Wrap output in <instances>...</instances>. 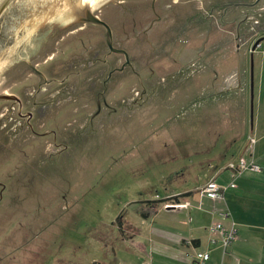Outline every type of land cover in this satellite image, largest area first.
Here are the masks:
<instances>
[{
    "label": "rangeland",
    "instance_id": "374dc122",
    "mask_svg": "<svg viewBox=\"0 0 264 264\" xmlns=\"http://www.w3.org/2000/svg\"><path fill=\"white\" fill-rule=\"evenodd\" d=\"M115 1L121 0L109 1L96 10L89 4L99 17L112 23L114 42L123 41L121 35L125 34L126 47L131 52L138 41L146 38L143 60L154 70L151 76L159 78L171 70V61L158 54L163 56L169 52L162 49L163 43L172 37L169 32L174 29L178 16L184 15L175 8L178 4L171 13L157 10L170 29L165 35L156 38L153 34L162 23L155 24L150 34L143 38L140 31L153 19L146 8L150 0H123L122 5L134 12L133 17L124 14L113 4ZM218 1L194 0V3L199 9V2H204L203 8H206ZM238 1L245 3L247 0ZM74 3L77 6L87 4L84 0ZM263 8L264 0L257 10ZM141 9L146 13L135 12ZM246 11H238L242 19ZM62 14L57 12L53 16L61 17ZM17 15L14 6L2 14L7 18L0 24L4 32L0 37V95L14 92L19 82L27 84L30 73L27 63L40 64V69L45 71L49 58L57 57L61 51L71 53L74 48L77 53L80 51L74 37L75 28L80 25L66 29L65 32L73 33H62L58 43L43 46L38 23L19 30L14 26ZM132 19L140 24L135 31ZM248 26L255 28L254 37H264V14L251 19L245 27ZM243 29L244 26L240 31H245ZM83 31L87 33L82 36L84 43L102 46L100 55L105 53L102 32L86 27ZM90 31L101 35L98 42L93 39L88 43ZM28 32L32 34L27 37ZM201 38L199 36L200 44ZM262 43V49L258 47L252 56V99L249 48L244 45L236 51L235 45L232 48L230 44L226 48L230 53L225 54L223 49L219 53V58H223L224 53L225 64L218 70L219 75L225 74L232 80L221 82L219 88L208 86L209 77L204 81L195 80L187 92L183 88L173 96L169 91L166 101L150 104L147 109L137 110L120 121L116 120V115L113 121L105 123L103 120L101 125L95 122L97 128L91 133L76 131L72 135L73 144H67L65 152L45 158V177L40 175L27 184L19 183L15 205L7 211L2 208L0 264H143V243L146 242L142 239L143 232L138 235L137 231L159 221L145 204H159L169 194L180 196L184 191H191L194 197L198 194L194 188L205 182L212 171L208 164L236 162L243 155L242 151H246V136L255 111L258 54L264 50V40ZM192 45L198 44L191 42L187 46ZM132 53L136 58L137 53ZM149 76L146 72L147 80ZM130 79L128 89L120 91L124 96L136 86ZM85 89L82 88L81 94ZM28 152H33L35 159L41 154L35 147ZM144 214H148L146 224Z\"/></svg>",
    "mask_w": 264,
    "mask_h": 264
},
{
    "label": "flooded vegetation",
    "instance_id": "af4514ba",
    "mask_svg": "<svg viewBox=\"0 0 264 264\" xmlns=\"http://www.w3.org/2000/svg\"><path fill=\"white\" fill-rule=\"evenodd\" d=\"M74 1L23 0L15 1L8 6H14L19 13L14 20V26L19 30L38 23L36 24L38 31H41L40 44L43 46L58 43L62 33H73L65 32L66 29L80 25L74 31L80 51L77 53V48L73 51L66 48L72 52L61 51L57 57L49 58L50 62L45 71L40 69V64L27 63L26 67L30 72L27 84L20 85V82L15 84L14 92L3 94L11 98L0 99V215L2 208L7 211L15 205L19 183L27 184L40 175L41 178L45 177L47 164L45 158L65 152L68 146L73 144L72 135L76 131L91 133L97 128L95 122L101 125L103 120L105 123L115 120L116 115V120L120 121L137 110L147 109L150 104L166 101L167 94L171 92L173 96L183 88L187 92L195 80L204 81L209 77L208 86L211 84L219 88L221 82L232 80L225 74L219 75L218 69L225 64L224 53L223 58H219L221 49L226 53V47L230 44L232 48L233 44L235 45L236 51L246 45L252 54L251 46L258 38L263 37H254V27H245L251 19H257L264 14V8L257 10L262 0L253 8L237 5L252 4L255 0H247L245 3L238 0H220L215 4L206 5V8H203L204 2H199L201 5L199 9L195 7L194 0H169L168 3L150 0L146 8L153 19L140 31L143 38L150 34L155 24L163 23L164 17L159 15L157 10L161 13H171L178 4L175 8L184 14L179 15V19L174 15L177 23L172 32H169L172 37L163 43L162 49L171 53H164L163 56L158 54V57L170 60L172 68L159 78H154L151 76L154 70L143 60L146 38L142 42L138 41L130 52L126 47L125 34L121 35L124 42L115 43L112 23L99 17L89 4L81 3L82 5L77 6ZM113 4L118 5L127 16H134L132 10L122 5L123 0L115 1ZM8 7L0 14V24L3 18H7L2 14ZM241 9L247 10L243 19L242 14L238 13ZM57 12L63 13L62 16L54 17L53 14ZM65 12L67 13L64 14ZM135 12L142 15L146 13L144 9ZM88 13L109 27L112 48L123 51L124 54L108 49L104 27L84 22ZM50 19L53 20L49 21ZM242 25L245 31L241 32ZM164 26L163 23L162 27L154 31L156 38L170 30L168 25ZM84 27L102 32L105 53L100 55L102 46L99 48L96 44L87 46L84 43L82 36L87 34L85 31L81 32ZM136 27L140 28V24L133 20V31ZM1 28L0 25V37L4 34ZM31 34L32 32H28L27 37ZM100 36L96 31L93 33L90 31L88 43L91 44L93 39L99 40ZM199 36L203 38L201 44ZM191 42L198 45L187 46ZM132 52L137 53L136 58ZM146 72L150 75L148 80ZM129 79L136 86L131 87L129 94L124 96L120 91L128 89ZM84 87L85 93L81 94ZM50 138L52 142H49ZM34 147L37 151L41 150L40 156L36 159L33 152H28Z\"/></svg>",
    "mask_w": 264,
    "mask_h": 264
},
{
    "label": "crops",
    "instance_id": "0c3cea01",
    "mask_svg": "<svg viewBox=\"0 0 264 264\" xmlns=\"http://www.w3.org/2000/svg\"><path fill=\"white\" fill-rule=\"evenodd\" d=\"M261 43L260 49L263 47ZM226 53L230 52L227 50ZM258 63L253 123L246 136L245 149L248 150L242 151L241 157L251 160L260 170H246L237 175L230 168L237 161L220 162L217 166L208 164L212 171L205 182L194 188L198 192L194 197L191 191H184L180 196L169 194L159 204H145L155 212L159 221L137 231L138 235L143 232L142 239L146 242L143 243V264H188V255L201 251L209 253L206 264H264V50L258 54ZM249 136L255 139L250 150ZM209 180L221 186L235 185L224 191V202L237 230L236 239L224 254L219 247L208 242L207 228L216 220L213 209L220 205L200 196V190ZM176 196L178 200H175ZM165 204L185 206L164 208ZM143 217L146 224L148 214Z\"/></svg>",
    "mask_w": 264,
    "mask_h": 264
},
{
    "label": "built area",
    "instance_id": "2783aa9c",
    "mask_svg": "<svg viewBox=\"0 0 264 264\" xmlns=\"http://www.w3.org/2000/svg\"><path fill=\"white\" fill-rule=\"evenodd\" d=\"M249 150L255 142V139L251 136L248 137ZM248 150V149H246ZM235 174L239 175L243 171H253L258 172L260 168L254 164L251 160H245L240 157L235 165L230 167ZM234 188V183H229L227 186H221L215 183L213 180L207 181L202 189L200 190L201 196L206 199L217 202L220 205H217L213 209V214L216 217V220L211 223L208 228V242L216 247H219L222 251V254L225 253V250L233 243L236 239L237 230L234 221L232 220L231 214L224 202V191L226 188ZM183 204L178 205H168L165 204L164 208L173 207L180 208L184 207ZM188 264H206L209 260L208 251L195 252L191 255H188Z\"/></svg>",
    "mask_w": 264,
    "mask_h": 264
},
{
    "label": "water",
    "instance_id": "95a60500",
    "mask_svg": "<svg viewBox=\"0 0 264 264\" xmlns=\"http://www.w3.org/2000/svg\"><path fill=\"white\" fill-rule=\"evenodd\" d=\"M15 1H23V0H2L0 2V14L5 10V8H7L9 5H12ZM260 0H255L254 3L252 4H238L237 6H241V7H245V8H253ZM84 22L93 24V25H98L101 27H104L106 30V45L108 47V49L111 52H116V53H123V51H119V50H115L112 48V43H111V31L109 29V27H107V25L105 23H103L101 20H99L96 16L92 15L91 13H88L86 15V19ZM264 40V37L258 38L253 46L251 47V52L252 54L251 56V64H250V72H251V76H250V81H251V99L253 97V76H252V56H253V52L256 50V48L259 47L260 43ZM11 97L6 96V95H0V99H9ZM251 113H252V105H251Z\"/></svg>",
    "mask_w": 264,
    "mask_h": 264
},
{
    "label": "clouds",
    "instance_id": "9594fccd",
    "mask_svg": "<svg viewBox=\"0 0 264 264\" xmlns=\"http://www.w3.org/2000/svg\"><path fill=\"white\" fill-rule=\"evenodd\" d=\"M85 3L90 4L93 7V10H96L98 7H103L109 2V0H84Z\"/></svg>",
    "mask_w": 264,
    "mask_h": 264
},
{
    "label": "trees",
    "instance_id": "16d2710c",
    "mask_svg": "<svg viewBox=\"0 0 264 264\" xmlns=\"http://www.w3.org/2000/svg\"><path fill=\"white\" fill-rule=\"evenodd\" d=\"M174 198H175V200H178L179 197L176 196V197H174Z\"/></svg>",
    "mask_w": 264,
    "mask_h": 264
}]
</instances>
